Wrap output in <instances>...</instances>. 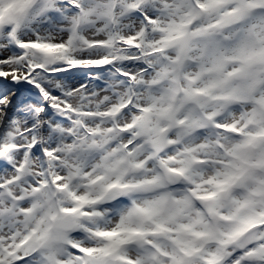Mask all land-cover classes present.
<instances>
[{
    "label": "snow or ice",
    "instance_id": "6c2138e0",
    "mask_svg": "<svg viewBox=\"0 0 264 264\" xmlns=\"http://www.w3.org/2000/svg\"><path fill=\"white\" fill-rule=\"evenodd\" d=\"M0 264H264V0H0Z\"/></svg>",
    "mask_w": 264,
    "mask_h": 264
}]
</instances>
